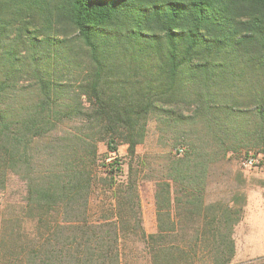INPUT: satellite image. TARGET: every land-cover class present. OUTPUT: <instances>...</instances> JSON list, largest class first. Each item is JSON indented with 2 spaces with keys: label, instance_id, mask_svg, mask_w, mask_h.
<instances>
[{
  "label": "trees",
  "instance_id": "trees-1",
  "mask_svg": "<svg viewBox=\"0 0 264 264\" xmlns=\"http://www.w3.org/2000/svg\"><path fill=\"white\" fill-rule=\"evenodd\" d=\"M50 1L0 0V189L25 181L0 264H125L126 248L143 264H233L246 193H205L214 163L264 153V0ZM43 4L39 30L25 15ZM51 11L68 33L47 27ZM152 119L147 233L138 147Z\"/></svg>",
  "mask_w": 264,
  "mask_h": 264
},
{
  "label": "rangeland",
  "instance_id": "rangeland-1",
  "mask_svg": "<svg viewBox=\"0 0 264 264\" xmlns=\"http://www.w3.org/2000/svg\"><path fill=\"white\" fill-rule=\"evenodd\" d=\"M51 2L50 0H46ZM50 9L43 4L42 9H37L34 12H31L29 15H25L26 19L32 24L35 28L41 30L45 28L43 20L46 19L47 13L50 12ZM52 17L51 20L47 22V27L50 25L51 28L57 27L61 31H68L70 28L66 21L61 16H53V11H51ZM11 17H15L16 14L13 12ZM18 24V23H17ZM31 26V27H32ZM51 31V30H46ZM13 36V34H11ZM155 120H150L148 124V136L143 145L138 147V152L145 159L146 169L143 173L140 174V208L141 216L143 221L144 229L147 233L154 232L156 229V219H155V205H154V190L155 185L154 181L157 180L159 175L157 169L158 165L161 163V159L158 154L160 150V144L158 146L157 140V130L155 126ZM168 149V148H167ZM256 154L260 158V165L257 167H244L242 165V160L246 154L245 150H242L238 154H229L228 157L224 158L221 161L214 163L211 166L208 184L205 193V198L207 201L215 199H228L231 194L234 192H245L251 195V197H260L264 196V185L259 182V178L264 179V153L256 152L254 149L248 150ZM99 152L103 155H106V148L103 144L99 146ZM247 152V153H248ZM118 155H126V145L122 144L118 147ZM112 158L107 159L111 161ZM106 161V163H107ZM125 164L123 165L125 169ZM250 172L248 178V183L243 185L240 181V176L244 172ZM251 171L254 173L251 174ZM122 177V176H120ZM24 196H25V181L21 176L17 174H9L6 182V186L3 189H0V231L2 230V220L4 217H7L11 212L20 214V210L24 205ZM238 235V231H236ZM239 240V239H238ZM240 246V243H238ZM137 250L142 251V247L139 246ZM140 251V253H141ZM125 264H143L142 254L138 258H133L129 253V248L125 249ZM263 255H247L242 253H235L233 264L246 262Z\"/></svg>",
  "mask_w": 264,
  "mask_h": 264
},
{
  "label": "crops",
  "instance_id": "crops-1",
  "mask_svg": "<svg viewBox=\"0 0 264 264\" xmlns=\"http://www.w3.org/2000/svg\"><path fill=\"white\" fill-rule=\"evenodd\" d=\"M252 173L254 172L251 171ZM249 174L250 172L247 171L241 174L240 181L243 185L248 183ZM259 179L264 185V179ZM243 210V216L235 225L233 232L235 253L264 255V196L251 197L246 193Z\"/></svg>",
  "mask_w": 264,
  "mask_h": 264
},
{
  "label": "built area",
  "instance_id": "built-area-1",
  "mask_svg": "<svg viewBox=\"0 0 264 264\" xmlns=\"http://www.w3.org/2000/svg\"><path fill=\"white\" fill-rule=\"evenodd\" d=\"M242 165L244 167H257L260 165V158L256 154L249 151L244 155Z\"/></svg>",
  "mask_w": 264,
  "mask_h": 264
}]
</instances>
